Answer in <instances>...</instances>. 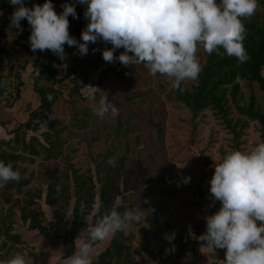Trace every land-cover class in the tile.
<instances>
[{
  "label": "trees",
  "instance_id": "1",
  "mask_svg": "<svg viewBox=\"0 0 264 264\" xmlns=\"http://www.w3.org/2000/svg\"><path fill=\"white\" fill-rule=\"evenodd\" d=\"M24 2L28 7H31L33 4H42L43 0H24ZM65 2L75 5L77 16L76 18L68 17V31L79 41L80 32L87 23L83 15L86 6L76 3V0H52L54 11L57 13L62 11V5ZM14 7L7 0H0V36L3 35L4 28L9 25L7 31L12 34L14 40L30 60L33 76L29 89L37 97V103L28 114V120L12 129L9 132L10 138L0 141V160L10 161L14 168L16 165H26L19 170L21 179L18 182L9 181L0 186V198L8 205L7 210L10 213L13 212L14 206L23 203L19 219L23 227L24 224H27L25 227L28 230L48 233L43 223L51 218L56 226L63 231L61 250L63 257L66 258L74 252V239L76 234L86 226V222L87 224L94 223L97 218L112 209L119 212L127 210L125 200L122 204L115 205V196L112 193L113 168L115 164L124 168L130 149L126 140L130 136H134L138 140L139 130L131 124V118L121 119L120 116H117L114 122L109 125L104 119L95 118L90 109L78 110L72 107L71 102L75 98L83 102L88 101L85 89L88 84H91L90 69H84L83 60L74 62L68 67V70L60 66L64 63L69 64L70 56L76 49L74 46L64 45V51L67 53L64 61L47 49L43 52L32 51L28 41L30 28L27 21L23 19L20 21L22 30L10 25V15ZM243 23L246 29L244 47L248 54V59L245 62L241 63L235 57L222 54H208L202 64L199 76L189 89L182 87L180 89L171 87L170 89V101L180 104L182 109L189 112L191 126L189 144L194 143L193 138L197 125L204 112H210L228 131L232 137L233 149L240 150L243 143L241 138L251 122L256 123L259 127L260 142L264 141V0H258L255 13L244 19ZM121 51H123L122 48L116 49L114 56ZM122 66L119 61L105 62L104 67L97 75L95 86H101L111 76L119 78ZM15 68L12 55L5 48L0 47V80L6 82L0 86V97L6 93L7 85L13 83L15 88L13 99L17 101L25 81L23 75ZM64 72H68L71 76ZM62 74L66 75L61 77ZM42 81L46 84L41 83ZM65 81L70 86H66V84L63 86L66 90L64 94L56 86L63 85ZM243 88L248 89L246 99ZM254 88L259 92V95ZM49 95H51V99L48 98ZM65 95L67 103L71 107L70 117L66 124L52 117L56 103L60 97ZM141 97L143 96L133 95L124 100L132 102ZM37 119L45 121L47 127L40 128L34 123ZM25 125H29V130L24 128ZM92 127L100 129L104 134L100 153L96 157H90L94 172L88 170L85 173H80L75 169L70 158L74 151L72 148H67L66 169L71 176L65 174L64 181H61L58 168L55 166L46 177L47 182L44 190L30 191L27 189L33 180V172L27 166L32 167L36 160L45 164L57 161L65 149L68 135L73 137L74 132L85 131ZM152 128L155 129L157 141L161 142L164 137L161 124H152ZM137 144L139 142L134 143V147H137ZM113 158H116L115 162H112ZM44 191L45 193L41 195V192ZM34 198H37L35 200L40 199L39 202H35ZM40 203L50 211V217L42 210ZM5 215L0 216L1 219H4V221L0 219V259L18 253L20 248L16 245L21 243L19 235L11 231L12 222L8 220L5 223ZM148 222L154 224L151 219ZM166 227L168 235L173 233L167 224ZM193 229L196 235L194 243H196L199 241L198 228L194 226ZM139 231L143 237L146 236L142 228ZM106 240L108 241L107 246L93 264H145L141 260H135L131 246L126 242L127 237L124 234V229L104 241L97 242L94 245L95 249L101 247ZM171 241H174V238ZM187 243V241H181L182 249L176 253L177 260L183 255ZM193 250L194 248H192V252ZM172 255L173 250L168 252L161 264H168Z\"/></svg>",
  "mask_w": 264,
  "mask_h": 264
},
{
  "label": "clouds",
  "instance_id": "2",
  "mask_svg": "<svg viewBox=\"0 0 264 264\" xmlns=\"http://www.w3.org/2000/svg\"><path fill=\"white\" fill-rule=\"evenodd\" d=\"M8 3L15 6L10 15L12 27L22 30L20 21H27L32 51L47 49L64 61L65 44L77 49L74 54L83 56L89 51V43L100 41L111 45L101 52L105 62L143 64L149 75L165 76L173 89H180L184 81L199 76L200 48L209 55L222 54L245 62L248 54L243 20L258 7V0H76L86 6L83 15L87 20L78 41L68 31V17L77 16L73 3L65 2L59 13L54 11L52 0L31 7L24 0ZM120 48L123 51L114 56ZM60 66L67 67L66 63ZM4 83L0 80V86ZM88 89L86 98L93 104L97 118L109 116L114 120L119 116V109L106 92L98 89L101 94L97 98V88ZM34 123L47 127L39 119ZM20 179V171L10 161L0 160V186ZM189 180L190 177L184 178L185 183ZM208 184L211 199L218 201L219 207L203 217L205 231L198 237L203 242L201 247L213 256L216 249H223V264H264V141L250 151L233 149L225 153L213 165ZM145 213L137 206L135 210L105 212L79 231L74 239L75 250L64 264H93L97 242L129 224L141 222ZM174 235L166 238L171 240ZM0 264L29 262L23 254L15 253L0 259Z\"/></svg>",
  "mask_w": 264,
  "mask_h": 264
},
{
  "label": "rangeland",
  "instance_id": "3",
  "mask_svg": "<svg viewBox=\"0 0 264 264\" xmlns=\"http://www.w3.org/2000/svg\"><path fill=\"white\" fill-rule=\"evenodd\" d=\"M8 26L4 28V33L0 36V47L5 48L12 55L13 64L23 75L25 81L23 92H26L30 90L29 84L32 83V66L25 51L19 47L12 34L7 31ZM104 47H111V45L100 41L94 44L89 43V51L83 56L74 54L77 52L75 49L65 70H68V67L74 62L83 60L84 69H90L91 84L88 86L97 88L94 91L98 98L101 94L100 91L106 92L107 98L112 100L119 109L120 118H131V124L139 130L138 140L134 136H130L126 140L130 149L124 168H120L118 164L114 165L112 193L115 196V205L122 204L125 200L127 210H135L137 206L147 213L143 214L141 222L129 224L124 228L126 242L130 244L135 260L145 262L143 258L148 257L153 262L158 260L162 263V259L166 258L169 251L173 250V256L181 251V241L188 242L190 214L200 211L201 191L209 188L208 181L213 172V165L219 162L225 153L233 150L232 137L210 112H204L197 125L193 138L194 143L189 144L191 131L189 112L182 109L180 104L170 101L171 85L168 79L160 74L149 75L143 64L123 65L120 68L122 73L119 78L111 76L101 86H95L97 75L105 64L101 55ZM207 55L202 48L198 49L201 65ZM64 73L70 75L68 72ZM66 74H62L61 77ZM194 82L195 80L184 81L181 87L189 89ZM41 83L46 84L44 81ZM65 84L70 86L67 81L63 85L56 86L64 94L66 93L65 87H63ZM14 89L13 83L8 84L6 93L0 97V103L6 104V107L12 106L16 101L13 99ZM85 90L88 92V87ZM85 90L83 89V91ZM254 90L259 95L255 88ZM28 93L23 95L24 99ZM243 93L246 99L248 89L243 88ZM133 95H142L143 97L136 98L132 102L124 100ZM24 99L22 100L24 101ZM66 99V95L59 98L52 116L64 124L70 117L71 108ZM28 103H31L32 107L35 105L31 100ZM21 104L24 103L21 102ZM71 106L78 110L90 109L96 118L93 113V104L89 101L83 102L75 98L71 102ZM27 120L23 118L24 122ZM104 121L109 125L114 122L109 116H106ZM157 123L161 124L164 130L161 142L157 141L155 129L152 128V124ZM24 128L29 130V125H25ZM258 130L259 127L256 123H249L248 130L241 138L243 142L240 146L241 151H250L255 144L260 142ZM66 138L65 149L57 161L45 164L36 160L32 167L27 166L33 172V180L28 185V190H44L47 182L46 177L55 166L58 168L61 181H64L65 174L71 176L66 169L67 148H72L74 151L70 158L75 169L80 173H85L88 170L94 172L90 157H96L101 151L104 134L100 129L92 127L85 131L74 132L73 137L68 135ZM137 142L139 144L134 147V143ZM115 161L116 158H113L112 162ZM23 167L26 165L20 164L16 165L15 169L20 170ZM186 176L190 177L187 183L184 182ZM44 193L45 191L41 192V195ZM35 199L37 198H34L35 202L40 200ZM217 203L219 204L218 201ZM22 206L23 203L14 206L13 212L10 213L7 210L8 205L0 198V216L3 217L6 214L5 223L8 220L12 222V232H15L16 227L20 225L19 213ZM41 206L45 214L50 217L47 207L43 204ZM150 219L154 221V224H149ZM1 220L4 221V219ZM48 220L53 221L51 218ZM166 224L175 234L174 241L166 238L168 236ZM26 225L24 224V226ZM141 228L144 230L145 237L139 231Z\"/></svg>",
  "mask_w": 264,
  "mask_h": 264
},
{
  "label": "crops",
  "instance_id": "4",
  "mask_svg": "<svg viewBox=\"0 0 264 264\" xmlns=\"http://www.w3.org/2000/svg\"><path fill=\"white\" fill-rule=\"evenodd\" d=\"M23 89L24 88L21 90L19 99L15 101L12 106L6 107L5 104L0 103V141H6L10 138L11 135H9V132L18 124L23 123V118L27 119L30 111L36 106L37 97L31 90L23 93ZM26 93L28 94L26 95V99H24L23 95ZM22 99H24V101ZM29 100H31L32 104H35L34 107L30 106L31 103H28ZM21 102L24 104L22 105ZM1 123L4 124L2 125ZM201 195L200 211L196 213L191 212V218L189 217L190 228L188 234L190 237L185 251L179 260H177V255H172L169 264H191L190 248H194V250L197 249L200 252L197 264H223V249H216L213 256L212 254H208L207 250L201 247L203 244L202 241L199 240L194 243L196 235L193 227L196 226L198 228V234L200 236V234L205 231L203 217L213 213L219 207L217 201L211 199V195L207 188L201 191ZM43 225L46 226L48 233L28 230L27 227H23L20 222V225L16 227L17 230L14 232L19 235L21 242L19 245H16V247L20 248L18 253L23 254L29 264H64L67 257H63V252L61 250L63 239L62 229L58 228L56 224L50 220H47ZM77 235L78 234H76V236ZM107 244L108 241L106 240L98 249L94 247L93 263L96 262L98 255L104 251ZM143 259L146 262L145 264H161L160 261L157 260L153 262V260H150L148 257H144Z\"/></svg>",
  "mask_w": 264,
  "mask_h": 264
},
{
  "label": "built area",
  "instance_id": "5",
  "mask_svg": "<svg viewBox=\"0 0 264 264\" xmlns=\"http://www.w3.org/2000/svg\"><path fill=\"white\" fill-rule=\"evenodd\" d=\"M199 257H200V252L197 249L193 250L190 260L191 264H197Z\"/></svg>",
  "mask_w": 264,
  "mask_h": 264
},
{
  "label": "water",
  "instance_id": "6",
  "mask_svg": "<svg viewBox=\"0 0 264 264\" xmlns=\"http://www.w3.org/2000/svg\"><path fill=\"white\" fill-rule=\"evenodd\" d=\"M191 250L189 251L190 254H192V248H190Z\"/></svg>",
  "mask_w": 264,
  "mask_h": 264
}]
</instances>
